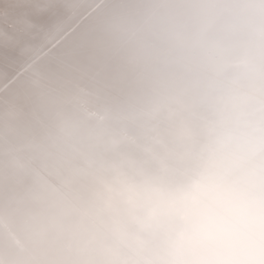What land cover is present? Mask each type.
Returning a JSON list of instances; mask_svg holds the SVG:
<instances>
[{"label": "bare ground", "instance_id": "6f19581e", "mask_svg": "<svg viewBox=\"0 0 264 264\" xmlns=\"http://www.w3.org/2000/svg\"><path fill=\"white\" fill-rule=\"evenodd\" d=\"M256 61L264 0H0V264H264V228L217 206L223 188L224 201L240 202L264 185V147L215 153L216 178H203L211 168L190 148L181 169L155 154L173 120L189 125L167 115L159 132L169 101L199 102L214 85L222 93L211 99L221 100L240 63L245 100ZM192 74L204 75L205 90L186 97ZM246 122L225 142L196 143H264V116ZM193 172L187 191L211 198L156 195ZM113 182L132 190L128 206L136 201L143 222Z\"/></svg>", "mask_w": 264, "mask_h": 264}, {"label": "water", "instance_id": "95a60500", "mask_svg": "<svg viewBox=\"0 0 264 264\" xmlns=\"http://www.w3.org/2000/svg\"><path fill=\"white\" fill-rule=\"evenodd\" d=\"M147 2H152V0H146ZM75 18V17H74ZM209 50L207 51V53ZM206 53V54H207ZM249 54L251 55V58L257 54L256 52L250 51ZM245 57V56H244ZM243 57V59H244ZM197 62H199L197 60ZM264 61H256L255 68L257 67L258 75H257V85L252 90V93L246 98L245 100H241V96L244 94L245 90H247L248 84L247 81L243 77V69L246 65L240 63V66L238 68L239 71H241L242 77L235 78L231 81L229 87L230 89H226L223 91L222 99L219 101H215L214 99H211V96L213 94L222 93V89L220 91H216V86L214 85L213 92H211L210 96H206L205 99L197 102H182V99H179L177 103L173 105L169 101V104L166 106V110L164 113L165 119L161 123L159 132H161V129L163 125L166 122L167 115L175 116L178 118H181L183 121H185L187 126H182L180 122H177V120H173V122L170 124V126L167 128L166 135L169 140V142H162L157 141V148L155 151L156 155L164 154L170 158H176L174 167L176 169H181L184 166L187 165L188 158V150L189 148L191 150L197 151L201 156L199 157L205 165L209 166V174L206 177L208 178L211 174L214 178H216L218 175L213 173L214 171H211L212 168H218V163H221V161L217 160V157L214 156L215 153L218 152H229L234 151L237 152V154L241 152L248 151V148H251V146L255 147H264V143H262L260 140H250L247 144L244 145L242 141H244L240 137H236L233 141H229L228 143H224L226 140L227 135L230 132H235L238 130L246 129L248 128V123L246 121H250L252 119L260 118L264 116ZM200 63V62H199ZM194 73H195V66H194ZM194 74H192L190 77H188V82L186 84V97H195L198 96V89L197 86L200 85L203 87V91L205 90L204 86V79L203 74L199 77H192ZM192 77V78H191ZM216 79V77H214ZM217 85H222L221 81H217ZM191 85V86H190ZM106 94V91H104ZM231 97H228V95H231ZM172 105V106H171ZM116 112H112V124L115 126L117 131L120 129L117 123L121 124V122L117 121V118L115 116ZM117 122V123H116ZM116 123V124H115ZM122 123L124 124V121L122 120ZM195 127H194V126ZM254 126L253 123H251V128ZM250 128V129H251ZM236 129V130H234ZM234 130V131H232ZM119 136L122 140V142L130 141V139L125 136L124 133H122V129L119 132ZM224 135V142L214 143L210 144L207 142H202L201 144L196 143V139L199 137H206V136H218V135ZM190 136H193L194 144L189 143ZM175 139V140H174ZM177 140L184 143V144H176ZM222 147V149H221ZM221 149V151H220ZM143 148L139 147V151H143ZM80 152L77 153V156ZM154 154V155H155ZM233 157H236V153H232ZM205 155H211L213 156V164L208 163L207 161L203 160L202 157ZM238 156V155H237ZM144 157H151V154L147 152V154H144ZM181 158V159H179ZM163 165H168L166 162H164ZM141 168L143 167V164L138 165ZM235 166V165H234ZM150 172H154L156 170V163L155 161L151 160ZM44 172V171H43ZM147 172L143 173V176ZM45 174V173H43ZM146 178H148V175H145ZM230 178L225 184V187H231L233 186V183ZM242 181H238V183H241ZM116 184L113 182V193L116 195V197H123L124 198V204H127V208L133 211L137 214V216L141 217V220L136 218L139 222L144 221L143 215L145 214V211L141 209L140 206L136 204L133 206L132 201H130L132 195V190H125L123 192H119L117 190ZM244 187H247L246 184L243 185ZM101 187V186H100ZM138 184L134 185V191H137ZM223 188L222 192L220 193V196L222 198V201L220 203H217L218 208L220 206H225L227 211V217L229 219H233L238 216V218L245 220L246 222H251L253 225H259L264 228V185L260 188L259 191L253 192L249 196L245 197L240 202H229L224 201V197L228 195ZM186 195L191 197L192 200H196L198 195H201V198L209 199L212 196H207L205 194H200L198 192H194L193 190H189L186 192ZM134 198V196H133ZM152 204V203H151ZM199 206L200 202L197 203ZM159 211H156V213ZM196 212H199L198 209H196ZM155 213V216L158 214ZM2 222L0 221V224ZM60 228V227H58ZM215 240V239H214ZM221 251V250H219ZM251 253H255V251H250ZM261 254L264 255V251H261Z\"/></svg>", "mask_w": 264, "mask_h": 264}, {"label": "clouds", "instance_id": "9594fccd", "mask_svg": "<svg viewBox=\"0 0 264 264\" xmlns=\"http://www.w3.org/2000/svg\"><path fill=\"white\" fill-rule=\"evenodd\" d=\"M196 173L181 178L178 181H173L167 184H162L158 187L156 195L161 198H178L183 192L187 191L196 181Z\"/></svg>", "mask_w": 264, "mask_h": 264}]
</instances>
